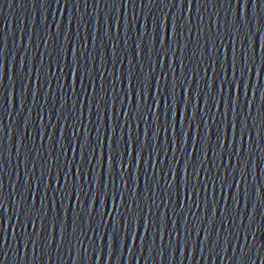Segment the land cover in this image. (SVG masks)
<instances>
[{"label": "water", "instance_id": "95a60500", "mask_svg": "<svg viewBox=\"0 0 264 264\" xmlns=\"http://www.w3.org/2000/svg\"><path fill=\"white\" fill-rule=\"evenodd\" d=\"M0 264H264V0H0Z\"/></svg>", "mask_w": 264, "mask_h": 264}]
</instances>
